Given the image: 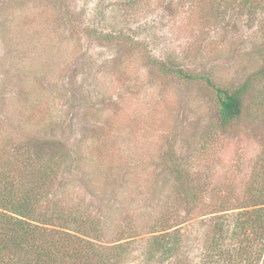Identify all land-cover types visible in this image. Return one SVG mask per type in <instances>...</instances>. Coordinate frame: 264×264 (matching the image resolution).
I'll return each instance as SVG.
<instances>
[{
    "label": "rangeland",
    "instance_id": "1",
    "mask_svg": "<svg viewBox=\"0 0 264 264\" xmlns=\"http://www.w3.org/2000/svg\"><path fill=\"white\" fill-rule=\"evenodd\" d=\"M211 1L226 11L217 21L192 12L200 0H0V163L23 148L38 161L60 142L74 148L79 170L61 164L51 196L95 214L104 243L133 240L119 264H203L204 216L183 186L235 206L264 147V112L220 129L216 90L157 63L225 87L261 66L264 0L243 13L240 0ZM88 26L143 44L107 42ZM176 228L180 250L152 258L149 238Z\"/></svg>",
    "mask_w": 264,
    "mask_h": 264
},
{
    "label": "trees",
    "instance_id": "2",
    "mask_svg": "<svg viewBox=\"0 0 264 264\" xmlns=\"http://www.w3.org/2000/svg\"><path fill=\"white\" fill-rule=\"evenodd\" d=\"M150 1L128 0L130 5L138 6ZM208 1L213 3L211 7H206ZM240 2L237 13L245 11L247 0ZM194 6L192 12L209 20L217 21L226 12L211 0H200ZM86 29L107 42L119 40L138 47L143 44L123 28L110 32L92 26ZM157 63L161 70L180 80H203L216 90V126L220 129L228 130L245 116L257 117L264 112V54L259 68L229 87L217 84L210 75L168 66L160 60ZM59 144L54 156L45 161H38L35 154L23 148L0 163V264H119L133 240L126 237L113 244L104 243L101 220L95 214L51 196L61 164H73V169L79 170L76 150ZM183 192L185 205L190 210L199 209V216H204L199 220L203 228V264H264V147L239 204L207 200L203 191L189 182ZM179 232L176 228L154 233L149 238V255H176L181 248Z\"/></svg>",
    "mask_w": 264,
    "mask_h": 264
}]
</instances>
